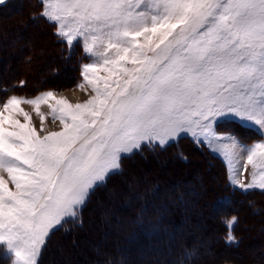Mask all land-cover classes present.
I'll use <instances>...</instances> for the list:
<instances>
[{
    "label": "snow or ice",
    "instance_id": "6c2138e0",
    "mask_svg": "<svg viewBox=\"0 0 264 264\" xmlns=\"http://www.w3.org/2000/svg\"><path fill=\"white\" fill-rule=\"evenodd\" d=\"M44 9L69 44L83 37L90 53L102 46L103 67L83 69L95 93L84 104L48 92L2 105L0 172L15 191L0 176V244L14 264H37L50 232L77 218L120 170L122 154L145 142L163 147L182 133L205 140L210 133L215 141L217 118L235 117L260 132L262 142L251 147L229 136L221 148L256 170L249 184L236 179L233 186L264 189V0H48ZM101 70L106 77L95 75ZM49 100L63 130L41 139L19 106L30 103L39 114Z\"/></svg>",
    "mask_w": 264,
    "mask_h": 264
},
{
    "label": "trees",
    "instance_id": "16d2710c",
    "mask_svg": "<svg viewBox=\"0 0 264 264\" xmlns=\"http://www.w3.org/2000/svg\"><path fill=\"white\" fill-rule=\"evenodd\" d=\"M16 5L20 6V12H25V17L24 19H18L16 17L17 19L15 18L16 20L9 24H5L7 20L1 17L0 26L3 25V28L4 25L5 27L7 26L8 31L0 28V63L2 62L1 59L3 56H5L2 55V52L7 54L5 57L8 56L11 59L26 49V44L20 38L14 37L16 32H12V29L18 31L23 28L27 30L31 24H37L40 28L46 30L47 33L50 32L51 37L48 35L49 39L46 40V46L44 45L43 47L44 51L42 52L46 51L44 54L46 57L42 58L39 56L40 59L36 65L37 67L34 68L35 71L30 68L29 72L31 75L35 74L37 76L43 73L41 72L42 68L48 67L47 74H50L55 79L53 81L48 80L47 77L43 79L41 77L38 80L40 82L33 83L31 87L44 89L46 86L42 87V85L50 82L56 85L54 87L57 88L68 87L76 81L75 76L66 84H64L66 82L65 80L61 82L60 79L59 81L56 80L61 77L62 71L53 65V63H60L66 70H69L67 64L71 63L70 68L74 67V72L78 73L77 63L80 64L84 58L86 59L85 53L83 54L82 60H75L79 58L81 50L76 45V47H70L60 36L58 37L55 25L46 21L42 16V3L39 0H25L24 5L22 4V0H14L8 5L1 6L0 11L10 10V8L13 9ZM33 34L36 37L39 35L38 33ZM38 37L41 40L39 44L35 42V48L36 44L41 46L43 43V38L40 35ZM8 44H10L11 49L8 47L6 51L2 47H7L9 46ZM30 47H34L32 42L30 43ZM25 61L26 68L35 62L32 58H26ZM9 75L11 74L8 70H5L4 73L0 71L1 101L11 95L13 91H16L20 85L18 84L20 81L11 80V76ZM40 76L43 75L41 74ZM44 79L46 82H43ZM28 85L29 83L27 81L24 88L26 89ZM222 124L220 123L218 126ZM237 126L239 128V137L243 141H247V144H251L252 142L250 141L253 140H260L261 136L255 129L240 123ZM247 132L255 136L248 135ZM191 149H194L193 153L190 152ZM196 152L201 158L194 156ZM192 158L198 162L204 161L210 172H212L214 167H221L220 176L222 178V184L219 186L220 188L218 186L210 187V183H208L209 186L203 183L200 184V187L204 188L201 189V192L204 191L205 196L195 189L193 191L194 187L191 184L193 180L189 176L180 175L186 168L188 169ZM128 160H137L138 163L140 161V165L142 166L144 165L142 161H146L145 166H148L151 161L159 160L161 163H164V170L169 173L171 180L167 179L168 177H162L160 175L157 177L153 176L149 179L148 177H142L143 175L135 174L131 179L136 190L134 188L131 190L128 188H119L118 186L121 183L118 181V177L124 174L126 169L124 167L122 172L113 174L105 184L97 189L91 199L90 204L95 198L98 199L100 204L104 203L102 209L106 213L108 212L106 218H99L100 221H97L98 224L96 227L95 225L93 228L91 227L90 232L87 231L86 227L88 221L86 211L88 209L83 214V217L82 215L80 216L78 223L66 222L63 227L51 235L38 264H53V259L51 258L49 260V254L52 243L57 236H60L62 239H67L66 245L62 243L65 251L68 248L72 249V253H74V249L78 250L81 259L76 258V264H87L89 261H94L95 264H228L232 262L224 254L225 251L228 253L233 250L239 251L238 249H240L244 241V237L238 233L240 223L242 220L244 221V217L240 214L241 210L247 205V207L253 208L252 215L258 216L263 206L260 199L264 200V190L243 192L234 189L230 186L229 170L225 162L214 155L206 145L195 143L189 137H182L180 140L172 142L165 147H144L132 158H127ZM176 161L178 163L171 167L170 164ZM194 171L198 173L194 174L199 176L200 172L198 170ZM147 172L149 173V170ZM214 174L216 177L219 175ZM112 182L113 185L111 186ZM161 191L169 192L166 195H162ZM131 194L132 196H136L134 204L128 205L127 202L122 203L123 197L127 195L130 197ZM197 194L198 196L196 197ZM104 196L105 199H103ZM110 196L115 198V200H110ZM257 196H261V198L259 199ZM189 200L190 203L188 202ZM187 216L192 217L187 219ZM232 217H236L237 222L230 229L228 221ZM203 220L204 224H201ZM114 225H116V231L110 232L109 228L114 227ZM97 226L101 230V233H99ZM189 227H198L199 230L195 228L189 230ZM261 227L264 229V219ZM229 231L236 237V242L230 243L228 241ZM94 234L100 236V238L103 237L102 239L105 240V243L96 247L93 242H90L91 246H88L86 236L87 238L95 237ZM78 235L81 237H78ZM72 237L73 241L70 244L69 238ZM62 239L59 242H64ZM147 242L149 243V247L145 246ZM67 244H69V247H67ZM121 250H126L127 254L124 255V252ZM205 251H209V253ZM220 252H223V254H219L216 258L213 257ZM53 254L61 260L64 257V254L57 252V250H54ZM68 255L71 256L72 254L70 253ZM124 257L125 259L123 260ZM10 258L7 256L6 260H10ZM216 259L218 261L215 262Z\"/></svg>",
    "mask_w": 264,
    "mask_h": 264
},
{
    "label": "rangeland",
    "instance_id": "374dc122",
    "mask_svg": "<svg viewBox=\"0 0 264 264\" xmlns=\"http://www.w3.org/2000/svg\"><path fill=\"white\" fill-rule=\"evenodd\" d=\"M13 1L14 0H0V7L3 5H8ZM23 1L25 3V0H22V4L24 5ZM39 2L42 3V12H43L45 10L44 5H46L48 3V0H39ZM14 7L15 8L12 7L13 9L10 8V10L0 11V19L2 17V18H5L7 20L5 22V24L6 23L7 24L12 23V21L17 19L16 17H18V19H20V18L24 19L25 12H20L21 8L18 5L14 6ZM142 7H143V5H142ZM45 20L48 21L46 18H45ZM48 22L55 25L56 34L59 37L60 35L58 34V28H57L55 22H51V21H48ZM6 27H5V25H4V28H3V25L0 26V28L5 29V31H8V28H6ZM12 32H14V33L16 32L14 37L20 38L22 40V42H24L26 44V49L22 53L17 54L15 57H12L11 59L8 56L5 57L7 54H4L5 52L4 53L2 52V55H5V56H3V58L1 59L2 62L0 63V71L3 73L5 70H8V72L10 71L11 75H9V76H11V80H13V79H14L13 81L17 80V82L20 81L18 83V84H20L18 86L19 87L18 89H20V90L17 91L18 90L17 89L16 91H13L11 93V95H9L4 100H2V101L0 100V111H3V107H2L3 103L12 97H16V98H19L22 100H33V99H38L40 96H42L48 92H51V93H53L55 99H64V100H67L70 104L76 105V104L86 103L89 99H91L95 95V93L92 91V86L89 85L87 83V81L84 80L83 69L85 68V66H87L89 64H97V65L103 67V65H102V59L103 58L99 55V52H100L102 46H98L96 49H94L93 53H90L87 51V43L85 42L83 37H77L73 40V42L71 44H69L67 42L66 38L60 36L64 40V42H66L70 47H74L76 45L81 50V52L79 54V58L75 59V60H82L84 53L86 55V59L84 58V60H82V63H80V64L77 63L78 70H79L78 73L74 72V70H73L74 67L70 68L71 63L67 64L69 67L68 68L69 70L64 69L65 67H63L60 63H55V64L53 63V65L57 66V68L60 71H62L61 77L56 79V80L59 81V79H60V82L62 80L63 81L65 80L66 82L64 84H66V83L70 82L71 78H73L75 76L76 81L71 83V85H69L68 87L57 88V87H54L56 85H53L50 82V83H46V85L45 84L42 85V87L46 86V88L38 89V88H33L31 86L35 82H37V83L40 82L38 80L41 79V77H42V79L47 77L48 80H53V81L55 79L50 74H47L48 67L44 68V69L42 68V70H41V72H43L41 74L44 77L40 76L41 74L40 75L38 74L37 76L35 74L31 75V73L29 72L30 68L32 70H34V68L37 67L36 65L40 59L39 56H41L42 58L46 57L44 55L46 53V51L45 52H42V51H44V48H43L44 45L46 46V40L49 39V37H51L50 32L48 31L49 33H47L46 30L40 28V26L37 24H34V25L31 24L27 30L23 29V28L21 30H18V31L12 29ZM33 33H38L40 35V37L44 39V40L42 39L43 43L41 44V46L37 45V44H39V42L41 40V39L39 40V37H38L39 35L36 37ZM48 35H49V37H48ZM9 36H11V34H9ZM31 42H32V45L34 46L32 48L30 47ZM35 42H37L36 48H35ZM51 42L53 44L52 39H51ZM138 42L143 43V37L139 38ZM8 45L9 46H7V47L5 46L2 48H4L6 51H7L8 47H9V49H11L10 44H8ZM108 55L111 56L112 53L110 52V53H108ZM26 58L27 59L32 58V60L35 61L32 65L28 66V68H26L27 66L25 65V63H26L25 59ZM65 66H66V64H65ZM126 67L131 68L132 65L126 64ZM90 75H92V74H90ZM95 75L97 77L103 78V77L107 76V72L101 70V71H98ZM27 81H28L29 85L25 89L24 86L27 84ZM43 82H46L45 79L43 80ZM53 83H55V82H53ZM49 84H50V86H49ZM81 85L84 88L80 87ZM101 86H102V84H101ZM79 88H81V89L83 88L85 94H83V97L80 100H78L77 102L71 101L65 97H63V98L56 97L57 92L69 91V90H78ZM49 104L55 106V100H49L47 103H42L40 105L39 114H37L35 107L30 103L24 102V103H21V105L19 106L22 109V111L24 113H27L29 115V117L31 118L28 126L31 128H34L37 135L41 139H43V137L49 135L50 133L60 132L63 130V125L60 123L59 119L53 118V114H52L51 108L49 107ZM5 115H7V113H5ZM57 115H58V113H57ZM41 117H43V121H42ZM12 118L18 120L22 124L26 123V121L24 120V116L22 114L13 113ZM234 122H238L244 126L251 127L253 129H255L260 134V132L257 130L256 127L250 126L248 124H243L238 118H235V117L217 118L216 120H214L212 122V131L215 132L216 137L219 139H216L215 141H213L211 139L210 133H209V137H210L209 140H205L203 138V136L194 137L191 133H182L176 139L169 141L163 147L167 146L168 144H170L172 142H176L177 140H180L182 137H189V139L194 140L195 143L206 145L214 155L218 156L219 158H221L225 162V164L227 165V168L229 170V183H230V186H232L234 189H238V190H241L243 192H248L251 190H264V189H260V188L254 186L253 188H250L247 191H244L239 186H233V181L236 179H239L241 181V183H243L245 185L249 184L251 182V179H252V174L256 170L253 169L252 166L247 163L246 158L237 160V159H233L231 156L227 155L224 152V150L221 148V145L225 142L223 138H227L229 136H234L240 144L247 146V147H251L252 145H254L256 143L262 142V137H261L260 140H253V141H250V142H252L251 144H247L246 143L247 141H243L239 137L240 136L238 134L239 128L237 126L238 123H234ZM220 123H223V124L221 126H217ZM5 127L8 128V125H5ZM9 130H11V129L9 128ZM247 133H248V135L255 136L250 132H247ZM260 136H261V134H260ZM143 145H142L143 147L141 146L140 150H142L144 147H147V146L148 147L160 146L158 143H156L155 145H148L147 142H145ZM140 150H134V152L130 156L122 154L121 155V166L122 167L120 168V170L118 172L109 174V176L106 177V180L108 181L109 178L111 177V175L122 172L124 167H126L124 174L121 177L120 176L118 177V181L121 183V185L118 186L119 188H125V189L128 188L129 190L134 188V190H136L135 186H133L134 183H132V179H131L132 176L135 174L143 175L142 177H144V178L148 177L149 179L152 178L153 176L157 177L158 175H160L162 177H168L167 179L171 180L169 173L164 170V163L163 162L161 163L159 160L151 161L150 165H148V166H145L146 161H142L144 164L143 166L140 165L141 162L139 161V163H138L137 160H134V161L128 160L127 161V158H129V159L132 158ZM190 152H193V150ZM194 156H195V154H194ZM176 163H178V162L176 161L175 163L170 164V166L172 167ZM185 168H186V166H185ZM195 168H197V169H195ZM220 168L221 167H214L212 172H210L208 166L205 164L204 161L198 162L192 158V161H191L188 169L186 168L183 172L180 173V175L189 176L191 178V180L196 182V183L194 182L195 184L192 183L193 181L191 182L192 186L194 187L193 191L195 189L197 192H201V189H204V188H201L200 184H203V183H206L208 186H209L208 183H210V187L218 186V188H220L219 186L222 184V178L220 176V171H221ZM147 170H149V173L147 172ZM194 170H198L200 172V174H199L200 178L198 175H196L198 173H196ZM132 173H134V174H132ZM194 173H196V174H194ZM214 173L219 174V175L216 177V175ZM0 176H2L6 181H8L9 188L11 190L15 191L14 185H12L11 181L9 180L7 173L6 172H0ZM106 180H105L104 184L107 182ZM112 185H113V182H112L111 186ZM100 187H97L91 193L86 204L82 208L83 211L81 210V212L78 214L77 218L75 220L66 219L65 221H63L61 223V225L56 226L50 232L49 237L46 239V243L49 240V238L51 237V235L56 230L63 227V225L66 222L70 221V222L78 223L80 216L82 215V217H83L84 216L83 214L85 213V210H87V209H89V210H87V213H86L87 217H88V221H87V225H86L88 232H90L91 227L93 228L94 225L96 227V225L100 221L99 218H101V217L104 219L106 218V214H108V212L106 213V211L104 209H102L104 207V203L100 204L98 199L95 198L94 201L90 204L91 199L94 196L96 190L99 189ZM193 191H192V193H193ZM168 192L169 191H161L162 195H166ZM201 193L203 194V196H205L204 191ZM99 195L101 196V194H99ZM197 196H198V194L196 195V197ZM257 197H259V199L261 198V196H257ZM109 198H110V200H115V198H113L112 196H110ZM135 198H136V196H132V194L130 197L128 195L124 196L122 203L127 202L128 205L134 204ZM103 199H105V196ZM260 201H261L263 206H262L260 214L258 216L252 215V213H253L252 209L253 208L247 207V205L244 208H242L240 214L242 215V217H244V221L243 220L241 221L238 233L244 237V241L242 242L240 249H238L239 251L233 250L230 253L225 251V254H224L225 257L229 258L230 261L234 262V263L231 262L228 264H250V263L264 264V229L261 227V225L263 224V219H264V200L260 199ZM188 202L190 203V200ZM105 207H107V206L105 205ZM108 210H110V208H108ZM110 213H109V215H110ZM109 215H108V217H109ZM191 217L187 216V219H190ZM90 219H92V221H90ZM198 220H199V218H198ZM236 222H237V219H236ZM201 224H204V220L201 221ZM233 226L234 225H232L231 228ZM97 228H98V226H97ZM192 228H195V227H189V230ZM195 229L199 230L198 227ZM98 230H99V228H98ZM109 231L110 232L116 231V225H114V227H110ZM99 233H101V230H99ZM78 237H81V236L78 235ZM206 237H208V236H206ZM233 237H234V235H233ZM102 238L103 237L100 238V236H98V235L97 236L95 235V237H91V238H87V236H86L87 245L91 246L90 242H93L94 245H96V247L99 245L101 246L102 243L103 244L105 243V240H103ZM61 239L62 238L60 236H57L54 239V241L52 243V247H51V252L49 254V260L52 258L53 264H76L77 263L76 258L81 259L80 255L78 253V250L74 249V253H72V249L68 248L65 251V249H63L64 248L63 246L66 245L67 239H62V240H64V242H59V241H61ZM69 240H70V244H72L73 237L69 238ZM80 241L82 242V240H80ZM236 241H237V239H236V237H234V240L229 241V242L233 243ZM78 242H79V240H78ZM62 243H64V245ZM148 244L149 243L147 242L145 244V246L147 247ZM172 244H173V242H172ZM68 245L69 244H67V247H69ZM45 248H46V244H44L41 247L40 252L36 257L37 264L39 263ZM54 250H57V252H61V254H64V257L62 258V260L58 259V257L54 256V254H53ZM88 250H89V252H91L90 249H88ZM121 251L124 252V255L127 254L126 250H121ZM70 253L72 254L71 256L68 255ZM132 253H134V252H132ZM206 253H209V251H207ZM128 254H129V250H128ZM219 254L222 255L223 252H220V253L214 255L213 257L216 258L217 256H219ZM7 256L11 257L10 260H6ZM246 256H247V258H246ZM15 259L16 258H15L14 253H12L11 251H9L7 249V245L6 244H0V264H6L9 261H10V263H8V264H14ZM74 259H75V261H74ZM124 259H125V257L123 258V260ZM221 260H223V259H221ZM216 261H218V259H216L215 262ZM87 264H95V262L89 261ZM119 264H123V263H119Z\"/></svg>",
    "mask_w": 264,
    "mask_h": 264
},
{
    "label": "bare ground",
    "instance_id": "6f19581e",
    "mask_svg": "<svg viewBox=\"0 0 264 264\" xmlns=\"http://www.w3.org/2000/svg\"><path fill=\"white\" fill-rule=\"evenodd\" d=\"M84 88V87H83ZM81 89V88H79L78 90H69V91H62V92H57L56 93V97H58V98H63V97H65V98H68L69 100H71V101H74V102H77L78 100H80L82 97H83V94H85L84 93V89ZM59 91V90H58ZM42 93V92H41ZM60 93V94H59ZM31 98V97H30ZM227 125V124H226ZM218 126V125H217ZM221 126V125H220ZM218 128V127H217ZM223 128V127H222ZM242 131V130H241ZM220 132V131H219ZM218 133V132H217ZM222 133V132H221ZM144 146V145H143ZM142 146V147H143ZM190 149V148H189ZM194 150V149H193ZM192 151V150H191ZM193 153V152H192ZM195 153V152H194ZM132 155V154H131ZM195 156H197V158H201V156L199 155V154H197V152H196V155ZM124 159V158H123ZM122 167V166H121ZM138 167V166H137ZM157 168V167H156ZM138 169V168H137ZM112 176V175H111ZM107 181V180H106ZM195 184V183H194ZM195 186V185H194ZM198 186V185H197ZM100 187V186H99ZM198 189V188H197ZM199 190V189H198ZM88 207V206H87ZM85 210V209H84ZM89 210V209H88ZM83 211V210H82ZM86 211V210H85ZM81 212V211H80ZM84 213V212H83ZM86 213H87V211H86ZM82 214V213H81ZM85 214V213H84ZM70 220V219H69ZM206 226H207V224H206ZM205 226V227H206ZM205 229V228H204ZM46 244V243H45ZM247 255V254H246ZM248 256V255H247ZM247 256H246V258H247Z\"/></svg>",
    "mask_w": 264,
    "mask_h": 264
}]
</instances>
